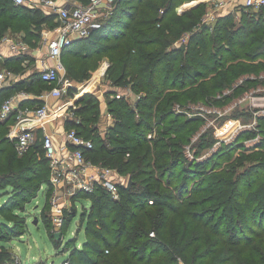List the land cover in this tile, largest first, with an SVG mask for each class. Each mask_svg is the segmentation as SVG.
Listing matches in <instances>:
<instances>
[{
    "label": "trees",
    "instance_id": "1",
    "mask_svg": "<svg viewBox=\"0 0 264 264\" xmlns=\"http://www.w3.org/2000/svg\"><path fill=\"white\" fill-rule=\"evenodd\" d=\"M180 1L193 0H117L113 14L85 40V50L93 56L84 54V48L75 50L74 44L63 50L67 77L77 83L90 78L97 67L95 56L110 54L105 79L113 89L105 104L114 120L106 137L99 133V124L106 121L94 94L85 95L75 111L80 123L71 120L68 126L93 142V149L85 151L88 159L133 178L130 188L121 187L118 200L101 188L83 196L91 201L82 216L86 240L80 248L72 246L71 264H179L180 259L186 264H264V141L257 146L261 153L253 155L258 162L242 156L241 170L232 166L220 174L201 173L204 178L191 190L195 173L182 165L188 140L181 135L191 125L188 120L178 125L174 110L196 93L214 94L240 77L248 76L246 84L256 85L249 77L264 72V12H243L239 24L233 13L221 14L210 29L200 26L207 4L177 15ZM16 24L31 47L39 44L45 26H56L53 15L0 0V40L9 31L15 33ZM186 34L183 47L170 48ZM26 58L8 59L6 68L23 73ZM51 88L35 73L0 90V108L17 92L39 95ZM125 90L141 95L133 103L125 95L118 98ZM15 121L12 116L0 122V190L7 193L1 212L13 215L21 202L37 197L50 182L41 140L20 156L7 139ZM159 122L168 123L167 129L148 139ZM170 135L176 140L165 139ZM72 214L66 213L64 228ZM41 216L49 229L47 215ZM26 229V220L1 221L0 241L23 236ZM48 234L57 246L55 235ZM10 261L9 253H0V264Z\"/></svg>",
    "mask_w": 264,
    "mask_h": 264
},
{
    "label": "rangeland",
    "instance_id": "2",
    "mask_svg": "<svg viewBox=\"0 0 264 264\" xmlns=\"http://www.w3.org/2000/svg\"><path fill=\"white\" fill-rule=\"evenodd\" d=\"M193 3L197 4L193 6ZM203 4V0L180 1L175 13L177 15H182L192 11L196 6ZM183 7L184 9H182ZM234 16L235 22L239 24L243 15L239 17H236V15ZM22 25L28 27L25 23ZM19 26V24H16L15 33L9 31L4 38L8 35L14 37H17V35L25 36V32L18 29ZM54 29L55 27L48 25L45 26L42 31L48 32L51 36ZM3 39L0 40V49H2V45L5 44ZM181 47H183V43L181 39H178L173 41L170 48L178 50ZM84 54H88L89 56L94 55L88 50H85ZM37 55L40 54L37 53ZM37 57L39 58L40 56ZM109 57L110 54L105 53H101L94 57L93 63H97V67L91 73L87 83L85 81L81 84V87L82 85L86 86L90 80L92 81L94 79L96 72L100 70L102 64L105 65V63H107L108 67L106 70H108L111 65ZM63 65H65L66 68V63H63ZM2 69L3 67L0 66V70ZM255 77L256 85L254 86H248V83L246 84L247 80H245L248 76H244L238 78L235 83L218 90L214 94L199 95L196 93V96L189 101L175 105V117L179 119L177 124L180 125L183 121L188 120L191 125L181 134L185 135L188 140V142L183 144L182 165L191 168L192 172L195 173L192 176L195 182L192 184L191 190L202 178H204L200 175L201 173L205 175L220 174L224 168L232 166L237 167L239 164L238 159L242 156L253 158L254 154L259 155L261 153L258 152L261 150L258 149L257 146L258 143L264 141V110L252 105L251 94L255 92L254 89H264V79H262V77H264V72H261ZM95 81L94 79L92 82ZM107 85H109L107 79L105 80V78H102L100 83L95 84L94 88L89 90V92L99 97L103 109L105 107V90ZM82 90L83 89H79L78 91L80 92ZM259 91L264 94V90ZM120 93H122V91ZM124 93H126L131 103L141 95L140 92L137 94L125 91L123 94ZM199 96L203 98L196 99ZM260 104L264 105V102H260ZM167 124L168 123L164 124L163 122H159L157 125H154L155 128L149 133L148 139H157V137H160L159 134L167 129ZM99 133H101V124H99ZM101 136L105 138L106 133L104 135L101 134ZM170 137L175 139V136L172 135L165 137V139L167 140ZM229 148H231V150H229ZM233 149L236 151L235 155L232 156L230 155V151ZM10 151L11 150H9V152ZM28 153H30V151ZM251 160H253L254 163L258 162L257 158ZM251 160L245 162V165L248 166ZM244 167L245 166H243V169ZM241 169L242 167L238 166V170ZM124 176L129 180V175ZM179 180L180 182L182 181L180 178ZM42 187L37 197L26 199L20 203L21 206L15 211V215L10 211L6 214L1 212V206L7 200V193L0 190V222L8 221L12 223L14 220H26L27 226L26 233L23 236L16 237L14 240L8 239L7 242L0 241V253H9V256L13 259L12 262L10 261L7 264H63L67 258H70L72 246L77 243V247L80 248L86 240L87 223L84 222L82 224V216L84 211L89 210L91 206V201L88 198H83V196L87 194L74 198H79L76 202V206L73 202L74 199L73 201L69 200V198L66 199L67 204H71L75 209L72 212L73 216L68 222L67 227H63L61 230L57 231L55 215L50 205V197L46 196V192H53V188H49L48 190L44 188L46 192L43 193ZM8 191H11V188H9ZM42 212H44L50 220L49 229H47L43 221V217L41 216ZM36 217L38 218L37 224L34 223ZM239 219L241 220V218L238 217L237 220ZM48 230L55 235L57 246L48 234ZM56 234H59L58 238H56ZM6 236L9 237L8 234H6ZM152 236H154V234H152ZM255 237H252V239ZM179 264L186 263L180 259Z\"/></svg>",
    "mask_w": 264,
    "mask_h": 264
},
{
    "label": "built area",
    "instance_id": "3",
    "mask_svg": "<svg viewBox=\"0 0 264 264\" xmlns=\"http://www.w3.org/2000/svg\"><path fill=\"white\" fill-rule=\"evenodd\" d=\"M11 1L16 6L39 9L54 16L56 26L51 36L46 33L45 44L48 47V56L55 60V64L44 66L40 72L42 80L52 88L40 99L48 96L55 99L63 98L71 88L70 81L63 74L65 72L61 61L63 50L72 45L76 38H87L92 31L100 29L104 21L113 14L117 0H89L87 3L77 0ZM203 1L209 3L211 8L207 11L200 26L203 24L209 26L210 29H213L217 14L230 3L238 4V10H244L251 15L264 12V0H243L242 6L241 0ZM187 41L188 35L186 34L181 38V42L186 44ZM26 44L20 43L17 47L26 50L28 49ZM107 67L108 64L105 63L104 68ZM9 75H11L10 72L0 74V81ZM255 78L253 76L250 80L256 81ZM254 90L255 92L251 94V103L254 107L264 110V105L260 104L264 102V94L259 91L264 89ZM26 93L22 91L21 94L6 99L0 108V122H6L12 116L16 118L9 129L7 138L14 143L19 155H24L32 149L37 141V128L43 127L46 123L61 117H68L76 124L80 123L74 106L50 109L47 104L33 107L19 105L17 98L26 97ZM117 97L120 98L121 95ZM41 142L50 168L49 185L43 186L42 190L45 193L49 188H53V192H46V196L50 197L57 231L64 227L66 213L73 212L75 209L71 204H67V198L73 201L75 197L83 194L91 195L101 188L107 191L113 199H120L121 187H127L128 178L116 169L93 163L88 159L85 151L92 150L94 144L90 139L81 135L76 126L66 130L64 139L59 144L54 136L48 133L43 135ZM78 200L79 198L74 199L75 206ZM63 264H71V261L67 258Z\"/></svg>",
    "mask_w": 264,
    "mask_h": 264
},
{
    "label": "crops",
    "instance_id": "4",
    "mask_svg": "<svg viewBox=\"0 0 264 264\" xmlns=\"http://www.w3.org/2000/svg\"><path fill=\"white\" fill-rule=\"evenodd\" d=\"M205 4H207L208 10H209L211 8L210 7L211 5H209V3H206V1H205ZM240 4H241V6L243 5V0H241ZM237 5L232 4V3L228 4L223 11H221L220 13L217 14V17L221 14H226V13H233L234 15H236V17H239L240 15H242L244 10L243 11L238 10L239 8ZM189 6H191V5H189ZM46 33H48V32H46V31L41 32L39 44H38V46H35V47H31V45L28 44L24 40V36L17 35V37H14L12 35H8L3 39V42L5 44L2 45V49H0V66L3 67V69L0 70V74L10 72L11 75L7 76L3 81H0V90L8 89L9 87L16 85V83L18 84V82L21 79L28 80V78L31 75H33L35 73H40L42 71V69L44 68V66H47V65L53 66L55 64V60L50 58L48 56V53H47L48 47L45 44ZM87 38H81V39L76 38L72 43V44H74V46H76L75 50L80 51L82 48H84V50L87 49L86 48L87 43L85 42V40ZM20 43H27L26 45H27L28 49L23 50L21 47H19V46L17 47V45ZM37 53L40 55H37ZM37 56H40V57L38 58ZM13 57H29V58H26V60L23 63V67H24L23 73H20V74L14 73L12 70L6 68V60L11 59ZM62 60H63V58L61 57V61ZM2 62H4V63H2ZM103 67H105V65L102 64L100 70H98V72H96L95 77L98 73H100V75L98 76V78L96 79L95 82H92L94 79L92 81L90 80L88 82V84H86V86L82 85V87H81V84H83L85 81L82 83H77L74 80L70 79L69 77H67V72H66L67 70L65 68V72L63 74H64L65 78L70 81L71 88L69 89L68 94H66L63 98L55 99V98H50L48 96L47 98L41 100L40 98L43 95H46L49 90H45L39 95L27 92L26 97L20 96L19 98H17L18 104L19 105H29V106L33 107V106H39L42 103V104H47L50 109H58L59 107L74 106L75 109L73 107L72 108L74 110H78L80 108V104H81L84 96L87 94H94L92 92H89V90L94 88L95 84L100 83L102 78H105L107 70ZM86 83H87V80H86ZM108 84L109 85H107V88L105 90V94L107 92H109L110 89H113V86L109 81H108ZM79 89L80 90L83 89V90L79 92L78 91ZM125 91H127V90H125ZM125 91H122V93L119 92L118 95H125L126 96V93L123 94V92H125ZM128 91L132 92L131 90H128ZM21 93H22V91L17 92L13 96H17ZM94 95H96V94H94ZM102 110H103L102 111L103 120L106 121V123L104 125H101V134L104 135L107 131L108 126L112 125V122L114 119H113L112 115L109 113L106 104H105L104 109L102 108ZM68 122H71V120L68 117H61L59 119L50 121L49 123H46L43 127L37 128V130H36L37 141L41 140L43 135L48 133V134H52L54 136V138L56 139L57 143L59 144L64 139L66 130L70 128V126H68L69 125ZM11 126H12V124L10 125V127ZM6 137H7V135H6Z\"/></svg>",
    "mask_w": 264,
    "mask_h": 264
},
{
    "label": "water",
    "instance_id": "5",
    "mask_svg": "<svg viewBox=\"0 0 264 264\" xmlns=\"http://www.w3.org/2000/svg\"><path fill=\"white\" fill-rule=\"evenodd\" d=\"M195 4H197V3H193V6H194ZM132 184H133V179H132V177L130 176V177H129V180H128L127 188H130V187L132 186ZM74 214H75V213H74ZM37 222H38V218L36 217L34 223L37 224ZM58 237H59V234H56V238H58Z\"/></svg>",
    "mask_w": 264,
    "mask_h": 264
},
{
    "label": "bare ground",
    "instance_id": "6",
    "mask_svg": "<svg viewBox=\"0 0 264 264\" xmlns=\"http://www.w3.org/2000/svg\"><path fill=\"white\" fill-rule=\"evenodd\" d=\"M99 75H100V73H98L94 79L96 80V79L98 78Z\"/></svg>",
    "mask_w": 264,
    "mask_h": 264
}]
</instances>
